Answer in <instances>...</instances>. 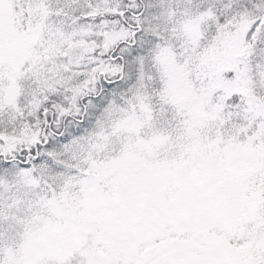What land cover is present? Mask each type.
<instances>
[{"label": "snow or ice", "instance_id": "1", "mask_svg": "<svg viewBox=\"0 0 264 264\" xmlns=\"http://www.w3.org/2000/svg\"><path fill=\"white\" fill-rule=\"evenodd\" d=\"M0 264H264V0H0Z\"/></svg>", "mask_w": 264, "mask_h": 264}]
</instances>
